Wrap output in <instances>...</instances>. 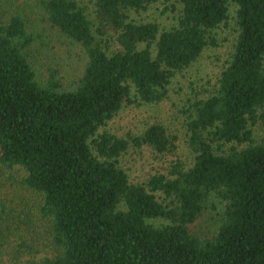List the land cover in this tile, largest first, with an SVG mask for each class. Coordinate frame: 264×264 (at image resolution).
Masks as SVG:
<instances>
[{
	"label": "trees",
	"instance_id": "obj_1",
	"mask_svg": "<svg viewBox=\"0 0 264 264\" xmlns=\"http://www.w3.org/2000/svg\"><path fill=\"white\" fill-rule=\"evenodd\" d=\"M163 3L175 24L139 18ZM230 22L215 82L180 106L190 162L133 178L130 149L159 160L178 136L106 126L167 99ZM44 48L77 51L70 81L32 62ZM0 264H264V0H0Z\"/></svg>",
	"mask_w": 264,
	"mask_h": 264
},
{
	"label": "rangeland",
	"instance_id": "obj_2",
	"mask_svg": "<svg viewBox=\"0 0 264 264\" xmlns=\"http://www.w3.org/2000/svg\"><path fill=\"white\" fill-rule=\"evenodd\" d=\"M15 10V9H14ZM175 13L171 9L170 3L158 4L151 8L146 13L139 15L140 19L148 18L159 23L163 28H167L175 24ZM219 46L214 48H207L203 51L200 57L191 64L184 72L177 74L169 86L168 97L158 104H142L131 105L125 107L121 112L108 123L106 128L118 135L132 132V134L139 132V130L148 123L162 121L169 126L170 131L178 136L176 141V149L169 155L155 159L151 152L144 148L139 151L129 150L130 152L124 159L125 165L131 172L133 178H144L149 172L155 168H164L170 160L181 159L183 162L189 163L191 160V152L187 146V138L182 130L181 122L184 115L180 112V106L187 102L194 94L203 96L206 92L203 89L209 88L213 84L216 77L228 58V49L233 38V22L227 26H222L219 30ZM49 42L54 44V47H63L66 52L67 47L56 41V38L50 36ZM35 45V44H34ZM34 47V46H33ZM40 51V50H39ZM53 53L52 48L49 50L43 49V52L34 51L31 55L32 62L41 66L42 64H49L53 67L60 69L64 78L63 82L70 81L71 67L77 64L76 57L77 51L73 50V55H64L60 49ZM70 59L71 63H68ZM76 61L77 63H75ZM65 64L70 65L67 68ZM81 64L80 60L79 63ZM79 67V66H77ZM47 65L40 67V70L46 75ZM78 71V70H77ZM212 222L207 220V223H201L202 226H209ZM40 248L44 247V239L41 233L37 236ZM47 248L44 247L39 253L34 254L35 258L40 259L47 255Z\"/></svg>",
	"mask_w": 264,
	"mask_h": 264
}]
</instances>
